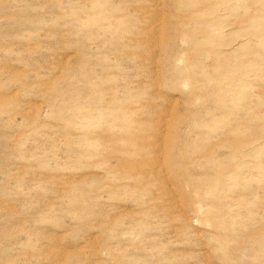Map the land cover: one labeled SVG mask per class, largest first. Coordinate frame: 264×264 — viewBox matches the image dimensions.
Masks as SVG:
<instances>
[{"label": "rangeland", "instance_id": "obj_1", "mask_svg": "<svg viewBox=\"0 0 264 264\" xmlns=\"http://www.w3.org/2000/svg\"><path fill=\"white\" fill-rule=\"evenodd\" d=\"M0 264H264V0H0Z\"/></svg>", "mask_w": 264, "mask_h": 264}]
</instances>
